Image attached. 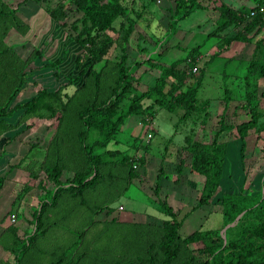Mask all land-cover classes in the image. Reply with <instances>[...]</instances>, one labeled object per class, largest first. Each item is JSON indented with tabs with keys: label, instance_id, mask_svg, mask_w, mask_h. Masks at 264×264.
<instances>
[{
	"label": "trees",
	"instance_id": "obj_1",
	"mask_svg": "<svg viewBox=\"0 0 264 264\" xmlns=\"http://www.w3.org/2000/svg\"><path fill=\"white\" fill-rule=\"evenodd\" d=\"M44 1L46 0H20L16 7L11 8L0 0V134L13 129L6 120L16 111L37 121H49L46 128L51 130L50 139L38 165L42 176L38 177L36 172L30 173V187L41 191L45 201H40L38 209L31 215L33 231L26 239L28 244H33L47 233L48 212L58 206L61 195H65L64 198H79V202H75L77 207L83 206V202L86 205L85 199H82L83 193H94L98 186L105 183L106 166L123 168L128 180L134 178L137 166H144L142 156L133 160L117 150L107 148L129 117H139L140 122L147 125L153 119L154 108L157 107L170 114L179 112L174 126L190 120L193 115H201L200 124L203 128L208 118V102L198 101L197 98L203 73L195 78L191 71L200 45L186 52L182 50L185 52L183 58L167 65L160 61L163 48L158 50L156 58H147L141 63L134 61L131 66L127 65V46L136 20L129 17L123 0H60L53 7L46 6L44 11L47 16L60 28L74 33L72 41L81 50L82 60L88 59V64L78 73L79 76L85 75V80L70 95H67L65 89L76 78L68 79L53 91L39 87L30 99L11 106L13 98L25 84L26 61L18 58L12 46L4 43V38L9 31L24 34L27 30L26 25L16 16L20 5H39ZM260 3L257 0L253 7L232 8L216 0H173L168 13L170 27L176 21L187 19L195 11L203 10L216 16L215 26L205 35V40L216 39L217 52L208 58L207 63L226 53L234 43L252 45L238 91L237 108L242 111V118L239 120L235 116L232 122L225 121L226 107L231 101L232 92L223 87V109L217 120V128L211 131L210 139L205 142L185 137L183 145L177 150L178 161L174 167L178 177L189 156V173L202 179L195 197L196 203L189 210L193 212L208 206L219 193L224 167L228 164L226 157L230 153H227V146L230 142L237 143L238 162L242 172L241 188L237 193L222 194L218 203L225 225L234 223L235 218L240 214L241 216L233 226L226 228L224 239L216 230L195 231L180 237L178 231L186 214L178 220L173 208L165 200H158L156 212L166 219L159 225L131 224L133 227L136 225V230L132 239L124 245L131 253L119 259L105 260L102 264H264V191L255 193L250 189L251 165H244L246 138L251 133L258 136L264 132L259 111L264 94L257 93L259 83L264 81V35H260L264 15L256 11L258 7H262ZM67 6L80 15L78 21L68 24ZM254 11L255 14L249 16ZM136 16L138 17L135 13ZM114 44L118 54L109 63L105 56ZM82 60L77 58L75 62L78 64ZM61 61L62 58L57 59L52 66L57 67ZM227 63L225 61L222 66L223 79L227 77L223 72ZM98 64L101 66L97 68ZM141 64L153 70L156 78L150 86L137 91L139 76L136 71ZM144 102L148 104L144 105ZM33 125L28 124L26 128H32ZM232 131L234 137L230 142L221 139L224 134ZM10 142L11 139L7 138L3 147ZM36 147L37 144L30 145L26 155ZM259 152L261 161H264V141ZM19 167L18 163L3 172L0 176V189L6 173L12 169H20ZM64 171H69L70 176L62 181ZM159 179L158 173L154 194L158 192ZM173 182L177 183L178 178ZM47 185L51 186V190H45ZM28 190L25 189V192ZM101 211L100 207L93 210L94 213ZM110 212L111 209L106 208L105 213ZM115 221L112 218L109 222ZM192 245L200 247L192 249ZM16 257L18 258L14 254V258ZM65 257L66 249H61L50 264H65L72 256L67 260ZM68 262L86 264L87 260L80 253ZM88 264H100V260L96 259Z\"/></svg>",
	"mask_w": 264,
	"mask_h": 264
},
{
	"label": "rangeland",
	"instance_id": "obj_2",
	"mask_svg": "<svg viewBox=\"0 0 264 264\" xmlns=\"http://www.w3.org/2000/svg\"><path fill=\"white\" fill-rule=\"evenodd\" d=\"M2 1L14 8L20 0ZM59 1L46 0L39 5L26 3L18 7L16 16L21 23L26 25L27 30L24 34L9 31L4 38V43L12 46L14 53L21 61H26L24 69L26 79L23 87L13 98L11 106L30 99L39 87L46 91H53L59 85L65 84L68 79L76 78V81L65 89L67 95H70L85 80V75L79 76L78 73L88 64V59L82 60L81 50L72 41L74 33L69 29L60 28L44 11L46 6L53 7ZM216 1L223 2L232 8H248L249 5L255 6L257 2V0ZM260 1L264 8V0ZM123 2L128 9L129 17L136 20L127 46V65L131 66L134 61L141 63L147 58H156V53L162 48L160 61L167 65L173 60L183 58L190 48L200 45L194 64L196 71L193 75L196 78L203 73L197 98L198 101L208 102V118L203 128L200 124L201 115H193L190 120L174 126L179 112L170 114L157 107L154 108L153 119L147 125L142 124L139 117H129L107 148L117 150L133 160L139 156L144 158L145 164L143 167L137 166L134 170V178L128 180L123 168L106 166L105 183L98 186L94 193L90 191L83 193L82 199L86 201V205L83 202L85 207L80 205L79 208L77 207L78 204L75 202L77 200L79 202V198H64L66 196L61 195L58 206L50 210L51 214L48 215V219L72 230V232L61 234L60 244L66 249L65 259L72 256L69 259L72 260L78 254L83 253L87 260L86 264L96 259L102 264L105 260L119 259L130 254L131 251L124 245L132 239L131 236L136 230V225L133 227L131 224L159 225L162 220L166 219L156 212L155 207L158 200H165L177 214L178 220L186 214L182 218L178 231L180 237L203 230H216L220 236L224 235L227 225L222 219L218 201L222 194L237 193L242 181L237 143L230 142L234 137L233 131L221 137L222 140L230 142L227 146V153L230 152L226 157L228 164L224 167L220 191L208 206L189 212L196 203L195 197L202 182L200 177L189 173L187 167L189 156L178 177H176L174 167L178 161L177 150L183 145L185 137L205 142L210 139L211 131L217 128V120L223 109L221 102L223 87H227L232 92L231 101L226 107L225 121L232 122L235 116H238L239 120L242 118V111L237 108L239 105L238 91L252 45L234 43L226 53L220 54L211 63H207L208 58L217 52L216 39L205 40V35L215 26V15L203 10L195 11L187 19L176 21L175 25L170 27L168 13L173 0H123ZM67 10L68 24L80 19V15L72 12L71 7ZM135 13L138 17H135ZM117 26L118 22L115 28ZM260 35H264V29ZM260 51L263 52V50ZM117 54L118 50L114 44L105 56V60L112 63ZM60 58L62 61L59 65L53 67L52 63ZM77 58H80L82 62L77 64L75 62ZM225 61L228 63L223 68V72L227 77L223 79L221 74ZM99 66L101 64L96 67ZM136 75L139 76L137 91L150 86L156 78V73L144 64L137 69ZM257 93L264 94V81L259 83ZM146 104L148 102H144V105ZM259 111L261 113L260 122L264 124V98H261ZM6 121L13 129L0 134V176L8 168L19 163L20 169H12L6 173V176L17 184L28 179V185L24 188L28 190L29 187L30 189L10 210L9 215L10 217L15 216L16 224H9V216L0 220V232L3 227L8 226L7 230L0 234V245L2 246L8 241L10 234L21 227L24 228V232L21 233L22 237L32 232V229L30 230L31 212L37 208L36 203L39 199L41 201L45 199L43 194L38 193L34 187L31 189L30 173L36 172L38 177L42 176L38 165L51 136V130L46 128L49 121L45 119L37 121L32 117H24L21 111H16ZM28 124L34 125L32 128H26ZM7 138L11 139V142L3 147ZM263 141L264 132L258 136L251 133L245 140L244 165H251L250 189L255 193L264 191V161H261L259 152ZM35 144L38 147L26 155L27 148ZM234 156L235 159H233ZM158 173L159 188L157 194H154L153 188ZM69 176L70 172L64 171L61 176L62 181ZM175 178H178L177 183L173 182ZM10 184L12 183L5 181L0 190L1 216L6 211H2L1 207L6 205L9 199V188H12ZM46 189L51 190V186L47 185ZM117 206H121L122 211H117ZM97 207L102 208V211L94 213L93 210ZM106 208L111 209V212L106 214ZM112 218L116 220L114 223L109 222ZM80 233L81 237L78 238ZM53 237V233H46L37 239V244L44 243L47 247H52L50 244L52 243L56 246L58 239ZM198 247L200 245H192L190 248ZM52 259L53 255L49 261ZM68 261L65 264H69Z\"/></svg>",
	"mask_w": 264,
	"mask_h": 264
},
{
	"label": "crops",
	"instance_id": "obj_3",
	"mask_svg": "<svg viewBox=\"0 0 264 264\" xmlns=\"http://www.w3.org/2000/svg\"><path fill=\"white\" fill-rule=\"evenodd\" d=\"M253 6L254 5H249L248 8L253 7ZM263 165H264V162H263ZM5 181L11 182L12 184H10V186H12V188L11 187L9 188V192H8L9 193V195H8L9 199L6 202V205L1 207L2 211L6 210L4 215H2V216L0 215L1 221L4 220V218L6 216H9V218H10L9 213H10V210L13 207V205L16 204L17 202H20L22 197L28 193V192H25V188H24L28 185V179L24 182H21V184H17L15 182H13L12 179H9L6 176L2 186L4 185ZM23 189H24V191H23ZM31 189H33V187ZM45 190L47 191L46 187H45ZM36 191L38 192L37 189H36ZM38 193L41 194V191ZM40 201H41L40 199H39V201H37V203H36L37 208H35L31 212V215L35 210L38 209V205H39ZM49 214H51L50 211L48 212V215ZM13 217H14L15 221H14V223H10V221H9L10 225L16 224V218H15V216H13ZM46 224H48V226H49L47 229V233H53L54 234L53 238L58 239V243L56 244V246H54L52 243H50L52 245V247H47L46 244H44V243L38 245L37 240L33 244H28L27 240L24 238H28L32 232L25 235V236L23 235V237H22L21 233L24 232V228L21 227L20 229L16 230L14 233L10 234L8 241L5 243V245H3V246L0 245V264H44L47 262H48L47 264H50L51 261H49V260L52 257V255L54 258L55 255L60 253L61 249H65V248H63L64 246H62V244H60V239H62L61 238L62 232L67 233V232H72V230L64 227L63 225L55 224L54 222L49 221L48 216L46 219ZM7 228H8V226L3 227L0 234H2L4 232V230L6 231ZM31 229L33 231L32 221L30 223V230ZM19 230H22V231L18 232ZM18 239H20L21 241ZM54 251H56V253ZM14 254L16 256H18V258L17 257L14 258ZM45 261H47V262H45Z\"/></svg>",
	"mask_w": 264,
	"mask_h": 264
},
{
	"label": "built area",
	"instance_id": "obj_4",
	"mask_svg": "<svg viewBox=\"0 0 264 264\" xmlns=\"http://www.w3.org/2000/svg\"><path fill=\"white\" fill-rule=\"evenodd\" d=\"M256 11H257V13L264 15V8L263 7H258ZM254 14H255V11L254 12H250L249 13V16H253ZM262 28L264 29V16L262 17ZM191 71L192 72H195L196 71V68L195 67H192L191 68ZM116 210L117 211H122V207L121 206H118L116 208ZM9 221H10V223H14V221H15L14 217L13 216L10 217Z\"/></svg>",
	"mask_w": 264,
	"mask_h": 264
},
{
	"label": "water",
	"instance_id": "obj_5",
	"mask_svg": "<svg viewBox=\"0 0 264 264\" xmlns=\"http://www.w3.org/2000/svg\"><path fill=\"white\" fill-rule=\"evenodd\" d=\"M240 216H241V214L238 215V216L235 218L234 223L237 221V219H238ZM234 223H232V224H230V225H227L226 228L233 226ZM221 238L224 239V235H221Z\"/></svg>",
	"mask_w": 264,
	"mask_h": 264
}]
</instances>
